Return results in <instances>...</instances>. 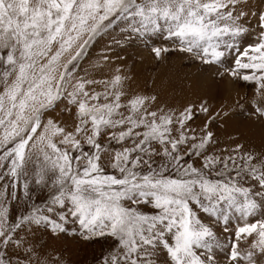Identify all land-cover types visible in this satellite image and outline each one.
Segmentation results:
<instances>
[{"label": "snow or ice", "instance_id": "obj_1", "mask_svg": "<svg viewBox=\"0 0 264 264\" xmlns=\"http://www.w3.org/2000/svg\"><path fill=\"white\" fill-rule=\"evenodd\" d=\"M261 5L0 0V264H71L42 242L69 235L111 238L100 264H264ZM130 50L184 55L235 98L133 90ZM49 173L48 204L13 215Z\"/></svg>", "mask_w": 264, "mask_h": 264}, {"label": "rangeland", "instance_id": "obj_2", "mask_svg": "<svg viewBox=\"0 0 264 264\" xmlns=\"http://www.w3.org/2000/svg\"><path fill=\"white\" fill-rule=\"evenodd\" d=\"M252 3L257 7L262 6L261 0H252ZM104 42L105 41H100L89 49L88 57L81 62L82 66L90 58L96 57V53H100ZM126 55L130 57L128 60L130 66L135 62L132 71L135 76L134 84L136 85L132 87L133 90L157 93L162 100L176 106L188 100L196 99V97L201 94L203 90H207L209 86L213 94H215L217 90L220 91L219 99L223 102H230L231 99L235 98L234 93L229 97L227 82L222 84H211L209 81L202 89L201 85L204 84L205 81L204 74L184 55L171 53L167 55L166 59L159 63L154 61L147 51L133 52L130 50ZM189 85H191V87H189ZM240 119L242 120V118ZM231 130L230 128L229 131ZM242 130L245 132V135L250 137L253 141H259L260 130L258 126H244ZM222 139L227 142L225 137H222ZM85 149L88 150L86 145ZM69 154L73 157L78 155V153L72 151H70ZM75 163L74 160L73 164L75 165ZM105 172L111 173V169L107 164V157H105ZM52 179H54V176L52 173H49L48 183L45 186H37L35 183H32L29 187V197L27 200L23 203L13 202V215L23 210L24 203L38 208H42L48 204L55 191L52 187ZM5 182L6 181H0V184ZM19 195H23L22 190ZM145 211H149V209H145ZM44 241H48L49 247L62 253L71 264H100L103 256L109 252L112 243L111 238L107 237H97L90 241H84L79 237L74 238L70 235L51 241L48 240L47 236H44L42 242Z\"/></svg>", "mask_w": 264, "mask_h": 264}, {"label": "bare ground", "instance_id": "obj_3", "mask_svg": "<svg viewBox=\"0 0 264 264\" xmlns=\"http://www.w3.org/2000/svg\"><path fill=\"white\" fill-rule=\"evenodd\" d=\"M99 51V50H98ZM91 53V52H90ZM93 53V52H92ZM92 55V54H91ZM99 54L96 53V57L90 58L86 63L82 66V68L87 69L91 74H95L97 76L100 75V69H93L91 65L95 62V59L98 57ZM95 56V55H94ZM105 71H108V69H105ZM135 81V80H134ZM136 84L134 82L132 83V87H134Z\"/></svg>", "mask_w": 264, "mask_h": 264}]
</instances>
